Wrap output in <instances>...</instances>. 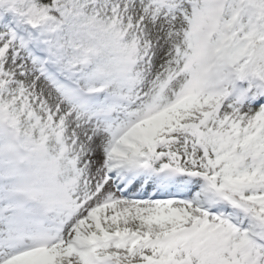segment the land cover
<instances>
[{
	"label": "snow or ice",
	"instance_id": "snow-or-ice-1",
	"mask_svg": "<svg viewBox=\"0 0 264 264\" xmlns=\"http://www.w3.org/2000/svg\"><path fill=\"white\" fill-rule=\"evenodd\" d=\"M0 264H264V0H0Z\"/></svg>",
	"mask_w": 264,
	"mask_h": 264
}]
</instances>
